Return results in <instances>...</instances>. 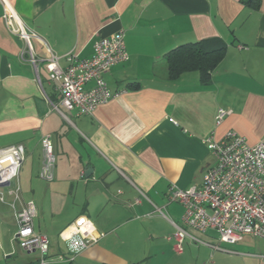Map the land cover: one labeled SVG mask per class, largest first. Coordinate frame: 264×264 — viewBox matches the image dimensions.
I'll return each mask as SVG.
<instances>
[{
  "label": "crops",
  "instance_id": "1",
  "mask_svg": "<svg viewBox=\"0 0 264 264\" xmlns=\"http://www.w3.org/2000/svg\"><path fill=\"white\" fill-rule=\"evenodd\" d=\"M8 1L37 35L31 45L38 59L49 49L64 67V54L88 58L94 40L120 30L128 53L103 74L114 96L92 115L70 110L68 116L53 107L58 95L43 63L38 81L23 40L5 26L0 1V148L25 149L20 199L35 203L34 228L49 239L46 264H184L186 256L199 264L224 257L264 264V248L246 251L256 243L246 236L218 241L221 249L189 244L175 261L165 259L174 251L165 236L172 223L182 225L183 210L167 201L169 187L201 183L214 161L204 138L217 140L232 129L248 144L264 140V0L256 9L241 0ZM210 38L223 40L226 51L208 82L196 70L168 77L171 50ZM219 108L231 111L217 124ZM45 134L56 159L51 182L38 172ZM10 211L0 205V264H37L39 252L24 251L12 238L17 226ZM86 235L96 240L84 248L72 244Z\"/></svg>",
  "mask_w": 264,
  "mask_h": 264
},
{
  "label": "built area",
  "instance_id": "2",
  "mask_svg": "<svg viewBox=\"0 0 264 264\" xmlns=\"http://www.w3.org/2000/svg\"><path fill=\"white\" fill-rule=\"evenodd\" d=\"M0 1L5 26L23 40L38 81L37 68L43 63L48 81L58 95V104H53V107L60 105L87 116L92 115L99 104L114 96L103 74L113 65L128 60L123 30L94 40L93 53L88 58H79L73 52L64 54L66 65L62 67L59 65V55L49 49L45 58L34 56L31 40L37 35L26 27L8 0ZM89 83L92 85L86 88ZM230 111L219 108L216 123L219 124ZM204 141L214 161L205 169L201 183L187 189L171 185L167 194L168 202H177L183 209L180 218L182 225L172 223L174 230L167 237L173 241V249L177 253L183 251L185 239L219 249L218 244L199 236L208 231L215 232L220 243L234 244L245 236L264 239V140L248 144L240 134L229 129L222 138L216 140L209 135ZM40 142L42 162L39 177L51 182L56 159L50 135H43ZM24 156L22 144L0 148V205H8L16 223L17 230L12 238L24 251H38L40 258L37 264H46L49 239L34 228L37 213L35 203L20 199L17 179ZM13 182L14 188H9L8 192L12 199L7 201L3 188L11 186ZM153 212L163 214L161 207H154ZM95 240V236L86 235L72 241V244L84 248Z\"/></svg>",
  "mask_w": 264,
  "mask_h": 264
},
{
  "label": "trees",
  "instance_id": "3",
  "mask_svg": "<svg viewBox=\"0 0 264 264\" xmlns=\"http://www.w3.org/2000/svg\"><path fill=\"white\" fill-rule=\"evenodd\" d=\"M256 9L260 0H241ZM226 44L219 38L179 45L167 54L168 77L176 78L184 71L196 70L201 82H208L210 72L217 66L226 51Z\"/></svg>",
  "mask_w": 264,
  "mask_h": 264
},
{
  "label": "rangeland",
  "instance_id": "4",
  "mask_svg": "<svg viewBox=\"0 0 264 264\" xmlns=\"http://www.w3.org/2000/svg\"><path fill=\"white\" fill-rule=\"evenodd\" d=\"M61 110L66 114V115H70V110H64L63 108H61ZM72 112V111H71ZM14 182L12 183V185L11 186H9V187H6V188H3V193L5 194V200H7L9 197H10V195H8V192H9V188H14ZM68 196V195H67ZM70 198V197H69ZM10 199H12L11 197H10ZM172 233H170L169 235H171ZM169 235H166L165 236V239H167V237L169 236ZM203 236V238H209L211 241H212V243H217L218 242V240H217V238H218V236H217V234L215 233V232H213V231H208L207 233H205L204 235H202ZM245 240L247 241V240H252V241H255L256 243L255 244H253V245H250V244H248V245H246L245 246V250L246 251H253V252H263V250H262V248H264V239H262V238H256V237H251V236H247V237H245ZM188 241V242H187ZM167 242L169 243V245H172V243H173V241L172 240H167ZM258 242H260L259 244H258ZM183 244V250L185 249L186 250V246L187 245H189V244H192V245H196V247H199V246H203L202 244H194L193 242H190L189 240H186L184 243H182ZM222 245H225V246H227V244H222ZM173 246V245H172ZM221 249V248H220ZM177 252L174 250V251H172V252H168V254H167V257H165V259L166 260H168V259H170V260H172V261H175L177 258L175 257V254H176ZM262 254H264V253H262ZM209 255V254H208ZM208 255H206L207 256V259H209L208 257ZM205 256V253H201V254H199V257H200V259H203V258H205L206 257ZM163 260V259H162ZM162 262V261H161ZM160 262V263H161ZM184 264H199V262H195V260H194V258H191L190 256H186V259H185V261H184ZM208 264H210V263H208ZM217 264H230L229 263V261L226 259V257H224L221 261H219V260H217ZM232 264H239V263H235V262H233Z\"/></svg>",
  "mask_w": 264,
  "mask_h": 264
},
{
  "label": "water",
  "instance_id": "5",
  "mask_svg": "<svg viewBox=\"0 0 264 264\" xmlns=\"http://www.w3.org/2000/svg\"><path fill=\"white\" fill-rule=\"evenodd\" d=\"M91 168H87L85 171H86V175L88 176L89 175V173L91 172V170H90ZM7 184V183H6Z\"/></svg>",
  "mask_w": 264,
  "mask_h": 264
}]
</instances>
